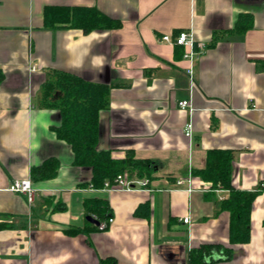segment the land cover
<instances>
[{"label": "crops", "instance_id": "crops-1", "mask_svg": "<svg viewBox=\"0 0 264 264\" xmlns=\"http://www.w3.org/2000/svg\"><path fill=\"white\" fill-rule=\"evenodd\" d=\"M47 6L94 7L122 25L46 29ZM246 15L252 28L236 33ZM183 30L208 46L192 64L162 41ZM0 70V214L9 216L0 222L11 226L0 230V264H190L191 250L209 245L232 253L212 250L208 264H264V0H0ZM58 72L110 88L98 150L155 162L148 190L91 189L92 170L75 166L56 136L60 111L42 105ZM186 99L192 111L178 108ZM211 150L232 151L234 187L257 192L247 244L231 246L230 215L216 214L227 191L194 177L190 192L176 185L205 168ZM51 158L58 174L32 181L31 200L8 191ZM93 198L109 203L106 231L87 224L84 201Z\"/></svg>", "mask_w": 264, "mask_h": 264}, {"label": "trees", "instance_id": "trees-1", "mask_svg": "<svg viewBox=\"0 0 264 264\" xmlns=\"http://www.w3.org/2000/svg\"><path fill=\"white\" fill-rule=\"evenodd\" d=\"M251 16H241L234 31L244 34L252 28ZM121 22L104 15L96 8L47 6L44 9V27L46 29L70 28L82 30L84 34L95 31L116 30ZM4 74L0 70V84ZM110 88L105 85L92 84L64 72L55 74L48 81L42 94V105L58 109L61 114V125L54 128L59 140L66 142L74 154V165L92 170L89 186L101 190L106 181L111 183L118 175L128 178L155 179L156 163L149 159H138L128 152L125 159H114L109 151H99L100 113L107 108ZM234 155L232 151L211 150L208 152L206 166L192 170L194 178L211 183V190L227 191V199L218 202L217 212H228L229 243L231 246L247 244L251 237V214L257 192L236 189L232 183ZM60 167L57 159L46 160L42 165L31 168V180L34 182L54 179ZM87 216H95L98 222L112 218L109 203L101 198L84 201ZM58 209V207H56ZM9 216L0 214L1 219ZM92 229L98 226L87 223ZM11 228L0 222V230ZM68 235H77L84 231L78 228L65 230ZM212 250L223 251L226 257L231 256V248L220 246H203L190 252V264H208ZM112 264H115L112 262Z\"/></svg>", "mask_w": 264, "mask_h": 264}, {"label": "built area", "instance_id": "built-area-1", "mask_svg": "<svg viewBox=\"0 0 264 264\" xmlns=\"http://www.w3.org/2000/svg\"><path fill=\"white\" fill-rule=\"evenodd\" d=\"M162 41L172 44L174 46L182 47L185 49L184 59L187 60L190 64L194 61V59L202 56L208 46L204 42H200L195 40L191 31H180L175 36L172 35H164L162 37ZM35 66L33 70H35ZM187 75L190 81V91L193 92L195 86V77H194V69L192 65L187 68ZM178 108L184 111H192V104L190 99L181 100L178 102ZM193 135V124L188 123L185 126V136L187 138H191ZM193 175L190 172L187 178L183 180L177 181L176 185L178 187L186 186L187 191H192V183H193ZM150 181L148 179H139V178H128L126 175H118L115 180L111 183L110 181H106L104 187L101 189L103 191H125L130 192L134 190H148ZM92 190H97L91 187ZM8 191L13 193H20L29 196L31 200L34 194V188L31 178L23 179V180H15L8 187ZM95 220L97 218L92 216ZM114 222L113 218H110L108 221L99 222L98 230L106 231L108 230ZM185 223L189 222V218L184 219Z\"/></svg>", "mask_w": 264, "mask_h": 264}, {"label": "water", "instance_id": "water-1", "mask_svg": "<svg viewBox=\"0 0 264 264\" xmlns=\"http://www.w3.org/2000/svg\"><path fill=\"white\" fill-rule=\"evenodd\" d=\"M86 220L95 226H99V222L95 220L92 216H87Z\"/></svg>", "mask_w": 264, "mask_h": 264}]
</instances>
